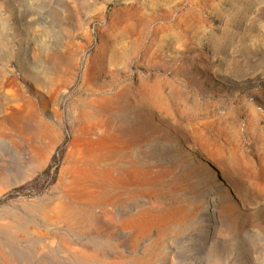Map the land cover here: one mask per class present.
I'll return each instance as SVG.
<instances>
[{"label":"rangeland","instance_id":"rangeland-1","mask_svg":"<svg viewBox=\"0 0 264 264\" xmlns=\"http://www.w3.org/2000/svg\"><path fill=\"white\" fill-rule=\"evenodd\" d=\"M0 264H264V0H0Z\"/></svg>","mask_w":264,"mask_h":264},{"label":"bare ground","instance_id":"bare-ground-1","mask_svg":"<svg viewBox=\"0 0 264 264\" xmlns=\"http://www.w3.org/2000/svg\"><path fill=\"white\" fill-rule=\"evenodd\" d=\"M160 87L161 86L159 84L155 83L154 85L149 86L148 88H144L142 92V100L147 103H151L152 105H154L153 107H162L163 101L161 97ZM121 106L122 105L119 106V111L125 109L124 106L123 107ZM115 114H118V113H115ZM102 115L104 116V114ZM147 115L148 114H145V115L134 114V116L131 117L132 120H130L131 121L130 127L132 128L130 129L129 127H125V129L123 130L125 131V133H129L133 136L135 135L134 137H136V139L133 141V143L141 145V147L143 148L141 150V153L144 155V157L148 159V162L144 164L139 163L137 159L134 157L133 148L131 149V151L126 152V153H122V152L117 153L116 157L119 163L127 162L137 169L141 168L146 171H149L153 167L157 166L153 163V161H155L156 159L159 160L162 157L161 155H163V148L159 146V140L162 139L163 136L160 134L159 130L156 129L157 125L152 124L150 121V116L149 115L147 116ZM119 118H121V122H122L121 124L126 126L127 120H125V118L122 116L121 117L119 116ZM138 131H141L142 133L139 134ZM158 148H160L159 151L157 150Z\"/></svg>","mask_w":264,"mask_h":264},{"label":"trees","instance_id":"trees-1","mask_svg":"<svg viewBox=\"0 0 264 264\" xmlns=\"http://www.w3.org/2000/svg\"><path fill=\"white\" fill-rule=\"evenodd\" d=\"M56 157L53 158V163L54 161H56ZM52 169V164H50L44 171V175L45 176H52V177H55L56 173H57V167L54 169V171L51 170Z\"/></svg>","mask_w":264,"mask_h":264}]
</instances>
